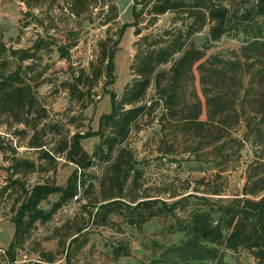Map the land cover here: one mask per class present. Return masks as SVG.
Returning <instances> with one entry per match:
<instances>
[{
  "label": "rangeland",
  "instance_id": "374dc122",
  "mask_svg": "<svg viewBox=\"0 0 264 264\" xmlns=\"http://www.w3.org/2000/svg\"><path fill=\"white\" fill-rule=\"evenodd\" d=\"M218 1L235 12V16L247 12L248 18L241 19L237 28L233 26L217 40L208 41L205 47L202 46L206 27L189 39L194 47L204 50L203 58L209 57L206 65L211 61L210 56L225 62L224 75L214 78V90L225 94L224 99L229 104L225 118L221 122L218 114L208 119L205 117L198 73L192 67V78L185 79L181 85L180 101L190 102L197 98L201 106L199 119H207L206 124L202 130L195 132L186 129L176 117L164 116L161 104L145 109L122 142L128 161L141 171L136 186L130 183L132 170L124 183L123 200L129 205L134 204L130 202L133 198L158 199L166 203L178 199L180 202L175 213L184 216L191 208L208 207V203L218 197L241 196L242 185L248 176V188L255 190L257 195L264 193V75L252 81L250 75L258 63L244 58L239 52L244 40L256 33L257 28L260 38L264 39V14L256 13L259 0ZM67 2L29 0L31 14H25L28 11L26 0H0V35L6 47L24 49L38 35L56 43L76 41L67 49V58L58 57L53 45L49 46L50 51L39 49L32 62V75L36 77L29 80L35 98L34 107L30 113L22 114L21 122H15L11 116H0V188L13 179L23 183L25 188L35 182L63 184L74 165L54 152L59 139L68 137L74 131L95 130L99 114L109 110L108 95L104 89L112 90L118 100L124 84L131 79L128 65L136 40L132 27L124 29L117 43L114 52L115 78L111 84H105L101 58L103 49L107 51L114 47L119 26L132 20L131 0H97L88 8V14H85L88 17L84 19L67 15ZM111 2L115 5V13L108 9ZM148 19L151 15L143 10L138 25L140 35H150L145 40L146 44L152 42V33L180 23L172 11L156 16L151 23ZM234 19L232 16L230 23L234 24ZM70 31H77V34L70 35ZM246 61H251L252 65L244 71ZM236 62L241 69V83L237 85L229 79ZM13 64V59L9 58L5 69ZM166 78L167 75L164 76ZM64 81L75 84L76 88L64 85ZM86 88L90 89L89 93ZM155 96L150 84L141 102L147 105ZM35 122L36 133L32 135V124ZM246 123L250 127H246ZM254 124L257 127L253 129ZM219 137L225 141L220 148L216 141ZM98 141L95 136L80 142L90 152ZM35 142L43 144L41 150L31 146ZM43 151H48L51 159L43 156ZM115 155L116 152L112 151L107 161L94 160L84 170L83 179L86 184H92V188H79L76 197L57 209L48 221L35 223L21 236L14 249L15 264H45L38 260L39 249L51 251L54 261L64 264L63 251L68 237L76 226L86 220L87 227L81 230L70 246L69 264H137L148 256L152 239L170 244L183 237V232L176 229L172 216L167 213L150 217L139 229L117 213L109 215L111 222L107 225L90 222L92 218L81 206L92 209L86 203L100 197L98 181ZM11 156L27 158L34 163V167L10 172L7 167ZM213 190H219L218 194L211 193ZM18 191V184L12 183L6 191L0 192V247L4 249V255L0 254V264H6V245L13 239L10 205ZM201 197L207 198L208 202ZM54 199V194L49 195L39 206L46 209ZM146 209L143 210L145 213ZM61 239L63 246L58 245ZM117 241L128 246L129 255L112 259L109 244ZM223 262L254 264L255 261L238 248L235 251L224 250Z\"/></svg>",
  "mask_w": 264,
  "mask_h": 264
},
{
  "label": "trees",
  "instance_id": "16d2710c",
  "mask_svg": "<svg viewBox=\"0 0 264 264\" xmlns=\"http://www.w3.org/2000/svg\"><path fill=\"white\" fill-rule=\"evenodd\" d=\"M97 0H68L67 15L78 19H84L89 7ZM29 13L31 5L26 0ZM137 5H140L137 8ZM110 11H115V5L111 2L108 5ZM145 10L151 15L149 22H153L156 16L172 11L180 20L178 26L168 25L160 31L152 33V42L146 44L145 40L150 35H140L139 17ZM115 13V12H114ZM130 13L132 20L124 22L119 26L117 39L113 41L114 47L110 50H102V61L105 84H111L114 76V52L117 43L126 27H132V33L136 37L133 42L134 53L128 65L132 76L124 84L119 99L112 90L104 89L108 95L109 110L99 114L97 128L86 131H74L68 137L59 139V145L54 152L74 165V168L66 176L63 184L48 182H35L28 188L18 180H10L8 184L0 188V192L6 191L12 183L18 184L19 191L12 199L10 205V222L13 225L12 241L6 247L7 260L9 264H15V246L21 236L27 232L35 223H45L53 213L76 196L78 189H86L83 179V172L90 167L94 160L107 161L112 151L116 152L104 170L98 181L101 187L100 197L92 202L86 203L93 209L81 206L87 212L94 225H107L110 221L109 215L117 213L129 224H134L139 229L140 225L150 217L167 213L174 220L173 225L177 230L183 232V237L177 243L164 244L159 240L152 239L149 243V254L145 259L139 260L137 264H224V250L235 251L243 249L253 259L254 264H264V193L256 194L252 188H248L249 176L243 183L240 194L232 198L218 197L208 207L191 208L184 216H178L175 209L179 200L175 199L169 203L157 201L158 199H136L133 198L129 205L123 200L122 189L125 181L132 170L131 185L136 186L141 171L134 167L133 162L128 161L126 149L122 142L135 120L140 117L145 109L156 104H161L163 114L167 117H176L186 129L195 132L202 130L208 118L218 114L223 122L229 104L226 103L220 91L214 90L216 82L214 78L219 74L224 75L223 60L210 56V63L206 65L209 57H204V50L196 48L190 41V37L207 28L204 44L208 41L217 40L229 29L237 28V22L247 19V12L236 15L218 0H131ZM256 13L264 14V0H259L256 5ZM234 17V24L230 23ZM47 34V32L45 31ZM76 35L77 31L69 33ZM259 28L257 32L247 37L239 47L240 55L258 63V67L251 73V80L264 75V39L260 38ZM75 39L67 43H56L38 35L31 44L24 49H12L6 47L0 35V116H11L15 122H21L22 114L31 112L35 104V98L31 90L29 80H34L32 62L35 53L44 48L51 50L53 45L58 57L67 58V49L75 44ZM11 58L14 64L11 68L5 69L8 59ZM250 62H245L244 71H247ZM27 62V63H23ZM166 64H168L166 66ZM234 64V63H233ZM165 65L166 67H160ZM231 75L232 84L241 83V69L239 63L233 65ZM192 67L198 73V82L201 85L203 104L205 107L206 120L199 119L201 113L200 101L196 98L190 102L180 101L182 94V83L185 79L192 78ZM167 78L164 79V76ZM68 87H75V84L68 81L63 82ZM152 84L157 96L152 98L147 105L141 102L146 88ZM76 88V87H75ZM89 88L86 92L89 93ZM264 117V116H262ZM33 125V133H36V122ZM246 127H250L246 123ZM257 125H253V129ZM97 136L98 142L92 150L87 152L81 145V139ZM219 142L218 148L225 143L222 137L216 139ZM34 147L41 150L42 143H33ZM43 156L51 159L48 151H43ZM34 163L27 158L11 156L7 169L15 173L21 169H32ZM219 190H213L218 194ZM54 194L56 199L49 202L48 208L39 206L40 202L46 200L49 195ZM146 198L145 196H143ZM207 201V198L201 197ZM159 202V205H157ZM214 204V205H212ZM148 208V209H146ZM144 209L148 210L146 213ZM85 223L75 227L74 232L68 237L67 244L63 251L64 264H69L71 244L75 243L77 236L82 229L87 227ZM63 246L64 241L58 242ZM109 253L112 259L121 256H128V246L121 241L109 244ZM38 260L45 264H63L55 262L53 253L49 250L39 249ZM24 264V263H21ZM42 264V263H39Z\"/></svg>",
  "mask_w": 264,
  "mask_h": 264
},
{
  "label": "built area",
  "instance_id": "2783aa9c",
  "mask_svg": "<svg viewBox=\"0 0 264 264\" xmlns=\"http://www.w3.org/2000/svg\"><path fill=\"white\" fill-rule=\"evenodd\" d=\"M74 198L76 196H73ZM0 254H3L4 255V249L0 247ZM6 264H9L8 260L6 259Z\"/></svg>",
  "mask_w": 264,
  "mask_h": 264
},
{
  "label": "crops",
  "instance_id": "0c3cea01",
  "mask_svg": "<svg viewBox=\"0 0 264 264\" xmlns=\"http://www.w3.org/2000/svg\"><path fill=\"white\" fill-rule=\"evenodd\" d=\"M10 223H11V226H12V234H13V225H12V222H10ZM9 241H10V240H9ZM7 245H8V244H7ZM7 245H6V246H7ZM6 246H4V247H6Z\"/></svg>",
  "mask_w": 264,
  "mask_h": 264
}]
</instances>
